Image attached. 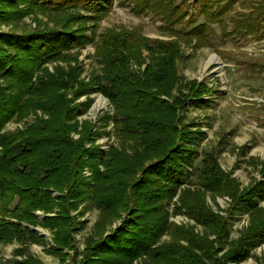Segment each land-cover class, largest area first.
<instances>
[{"label": "trees", "instance_id": "trees-1", "mask_svg": "<svg viewBox=\"0 0 264 264\" xmlns=\"http://www.w3.org/2000/svg\"><path fill=\"white\" fill-rule=\"evenodd\" d=\"M1 1L0 20L6 13L9 22L41 12L53 17L54 27L0 30V245L13 241L20 245L12 258H0V264H43L27 249L30 244H45L44 236L34 230L37 226L51 232L47 252L57 254L59 264L65 262L64 250L73 252L69 264H132L139 258L140 264H225L245 246L264 242V217H257L242 239L217 259L207 235L198 237L192 228L168 222L166 206L176 196L175 210L218 239L224 220L210 210L206 197L227 196L234 208L264 216L255 202L264 192L262 187L257 196L258 181L240 189L211 151L197 161L198 141L205 133L195 123H184L180 114L210 92L195 81L180 82L176 41L149 42L132 30H107L93 42L97 22L106 16L112 0ZM127 1L135 13L152 10L168 19L175 12L165 6L174 3L175 10L186 0ZM197 2L204 21L189 29L188 36L204 40L209 38L207 23L222 25L233 0ZM256 25L243 22L239 32L249 33L259 28ZM88 43L93 44L99 68L83 82L77 55L70 52ZM142 51L149 59L135 71L131 65L141 66ZM58 60L77 64L44 69V64ZM94 93L112 109L108 118L118 142L101 159L97 146L84 147L100 131H93L88 121L76 120L92 105ZM82 96L84 101L75 102ZM35 110L47 117L36 118L22 130L1 132L14 116L20 120ZM251 160L254 167L260 166L264 179V161ZM82 169L88 170L87 177H81ZM86 203L83 212L93 208L98 217L78 252L76 218L83 215L78 208ZM123 214L127 215L123 226L107 232ZM164 234L169 240L156 245Z\"/></svg>", "mask_w": 264, "mask_h": 264}, {"label": "rangeland", "instance_id": "rangeland-1", "mask_svg": "<svg viewBox=\"0 0 264 264\" xmlns=\"http://www.w3.org/2000/svg\"><path fill=\"white\" fill-rule=\"evenodd\" d=\"M260 2L262 0H243L242 2L233 0L231 8L223 14L222 25L207 23L206 30L209 32V38L203 40V38L196 39V36H188L189 29L204 21L200 16L203 10H200L197 0L183 1L175 10L172 7L174 3L167 4L165 7L169 12H175L168 19L161 14L153 13L152 10L135 13L131 1L112 0L106 16L97 22L93 39L95 42L97 37L107 30H132L149 42L176 41L181 53V59L176 61L180 82L195 81L210 92L209 95L202 97L201 103L189 104L187 110L180 114V119L184 123H195L205 133V137L198 141L197 161L204 152H213L220 167L232 174L240 189L258 181L255 186L257 196L264 187V179L258 173L260 166L254 167L251 160L254 158L264 161V3ZM2 8L0 0V15L3 14ZM9 16L10 13H6L0 20L1 31L22 32L39 27L42 29L54 27L53 17L41 12H37L34 17L24 16L6 22L5 18ZM243 22L244 24L252 22L256 27L258 23L259 28H252L249 33L242 31L245 33L242 34L239 28ZM90 33L91 31H88L87 35ZM92 43L70 52L72 55H77L81 68L79 79L83 82H87L89 75L99 68L94 58ZM141 57L143 59L141 66L131 65L135 71H141L149 59L144 51L141 52ZM72 62L68 64L66 61L58 60L46 63L43 67L50 71L57 66L65 69L68 65L77 64ZM33 82L36 81L33 80ZM197 89L200 90L198 87ZM90 97L93 98L92 105L84 115L77 116L76 120L79 124L88 121L93 125V131H100L99 135L94 136L84 147L88 148L91 143L97 146L102 153L99 154V158H102L110 145L118 146L113 122L108 118L112 115V109L101 94L94 93ZM84 99L85 96H82L75 102H81ZM46 117L47 115L40 110L30 112L20 120L15 119L14 116L5 124L1 132L22 130L36 118L45 119ZM101 118H105L103 123L100 122ZM76 137L77 135L74 136ZM99 168L103 169L101 166ZM84 170L86 169H82L80 173L81 177H87L83 173ZM192 188L195 189V186H192L191 190ZM55 194L54 192L53 195ZM255 202L258 209H264V192L261 193V197L255 198ZM206 204L213 213L220 215L219 217L224 220L223 234L220 239L188 218L183 212H177L176 207H179L177 196L166 206L168 222L183 228H192L198 237L207 235L216 249L217 259H222L229 251L230 245L242 239L253 219L264 217L249 216L248 209L234 208L227 196H217L215 200L206 197ZM86 206L88 203L78 208L80 213ZM75 213L76 211H73L70 214ZM126 216L123 214L121 219L113 220L106 231L123 226L121 222L126 219ZM97 217L98 211L93 208L84 211L82 216H77L76 221L80 223L74 234V240L75 249L78 252L82 251L85 238L93 232V224ZM37 229L40 233L44 232L47 235L46 229L38 226ZM49 233L47 239H51V232ZM46 240L44 239L45 243ZM168 240L169 236L164 234L156 245ZM17 246L13 243L1 247L0 257L11 258ZM49 246L52 247L50 242L30 246L29 252L44 264H59L57 254L47 252L46 249ZM63 252L67 254L64 264H69V257L73 252L67 250ZM235 257L238 261H225V264H264V242L253 248L245 246ZM141 260L139 258L132 264H140Z\"/></svg>", "mask_w": 264, "mask_h": 264}, {"label": "crops", "instance_id": "crops-1", "mask_svg": "<svg viewBox=\"0 0 264 264\" xmlns=\"http://www.w3.org/2000/svg\"><path fill=\"white\" fill-rule=\"evenodd\" d=\"M37 214H41L40 212H37ZM34 230L35 231H37L40 235H42V236H44V239L46 240L47 238V235H50V233H49V231L47 230V235H46V233H44V232H39L38 231V229L37 228H34ZM47 242L46 243H49L50 242V245H52V243H51V239L50 238H48L47 240H46ZM13 243H16L18 246H17V248H19L20 247V245L17 243V242H15V241H13L12 243H10V244H5V245H0V248L1 247H5V246H7V245H11V244H13ZM45 243V244H46ZM34 245H37V244H30V245H28V247H27V249H28V252H29V250H30V246H34ZM17 248H15L14 250H13V252H12V257L14 256V252H15V250L17 249ZM47 250V249H46ZM30 253V252H29ZM31 254V253H30ZM32 255V254H31ZM34 256V255H33ZM11 257V258H12ZM36 257V256H35ZM0 258H2V257H0ZM15 258L16 259H19L20 257L19 256H15ZM38 258V257H37ZM3 259H5V258H3ZM10 259V258H9ZM39 259V258H38ZM40 260V259H39ZM41 261V260H40ZM42 262V261H41ZM43 263V262H42ZM44 264V263H43Z\"/></svg>", "mask_w": 264, "mask_h": 264}, {"label": "built area", "instance_id": "built-area-1", "mask_svg": "<svg viewBox=\"0 0 264 264\" xmlns=\"http://www.w3.org/2000/svg\"><path fill=\"white\" fill-rule=\"evenodd\" d=\"M83 173H84L85 175H87V176L89 175L88 170H84Z\"/></svg>", "mask_w": 264, "mask_h": 264}]
</instances>
